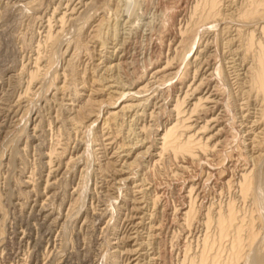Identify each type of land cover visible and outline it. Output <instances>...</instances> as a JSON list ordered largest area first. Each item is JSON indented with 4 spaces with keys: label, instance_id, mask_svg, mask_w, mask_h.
Returning a JSON list of instances; mask_svg holds the SVG:
<instances>
[{
    "label": "rangeland",
    "instance_id": "rangeland-1",
    "mask_svg": "<svg viewBox=\"0 0 264 264\" xmlns=\"http://www.w3.org/2000/svg\"><path fill=\"white\" fill-rule=\"evenodd\" d=\"M262 61L264 0H0V264H264Z\"/></svg>",
    "mask_w": 264,
    "mask_h": 264
},
{
    "label": "bare ground",
    "instance_id": "bare-ground-1",
    "mask_svg": "<svg viewBox=\"0 0 264 264\" xmlns=\"http://www.w3.org/2000/svg\"><path fill=\"white\" fill-rule=\"evenodd\" d=\"M123 60V59H122ZM256 82L259 86L260 89H263L264 90V63L262 61L261 63V68L259 70V72L257 73V77H256ZM174 128L176 129V126H174ZM174 128H171L168 130V132L166 133V137L164 138V145L165 146H170V141H169V138L173 136V134L175 133L174 131H176ZM175 136V135H174ZM193 136V135H192ZM176 137V136H175ZM175 137H172V138H175ZM195 138V137H194ZM177 139V138H176ZM174 140V139H173ZM196 140L193 139V138H189V140L184 143L182 146H180L182 148L183 151H186L188 155H190L191 157H193L195 155V152L197 149H203L204 147L202 146V144H200V142H196V143H193L195 142ZM177 142V141H176ZM174 145H177V144H174ZM179 147V146H178ZM167 148V147H166ZM177 149V148H176ZM178 150V149H177ZM205 150V149H203ZM207 150V149H206ZM205 150V152H206ZM248 174V173H247ZM245 174L244 178H243V181H242V184H241V188L240 190H242V193L245 194L248 192L249 188H250V184H251V180H250V177L249 175ZM245 196V195H244ZM191 208V207H190ZM229 214L226 216L224 215H220L219 214V228L221 230V233L222 234H225L228 227H231L232 228V223H235L233 222V220H235V215H234V212H233V209L231 208L230 206V209H229ZM189 213V212H188ZM192 215V214H191ZM252 220V219H251ZM209 222V221H208ZM231 225V226H230ZM234 227V226H233ZM230 228V230H231ZM237 228V227H236ZM241 228H242V225H241ZM251 229V228H250ZM237 230V229H236ZM242 230V229H241ZM239 231V230H238ZM241 232V231H240ZM238 232V234L240 233ZM220 233V234H221ZM241 235H238L237 239L234 241V243H232L233 245V250L236 252V255L239 251H241V248H242V242L244 241L242 238ZM207 239V235L205 236V239ZM254 239V238H253ZM208 241H209V238H208ZM210 245V244H209ZM208 246V245H207ZM213 246V245H212ZM210 246V247H212ZM207 248V247H206ZM208 249V248H207ZM208 252V251H206ZM205 252V254H206ZM234 253V252H233ZM208 254V253H207ZM239 256V255H238ZM238 259V258H237ZM205 260V259H204ZM233 261H234V258H233ZM237 261V260H236ZM228 263V262H227Z\"/></svg>",
    "mask_w": 264,
    "mask_h": 264
}]
</instances>
